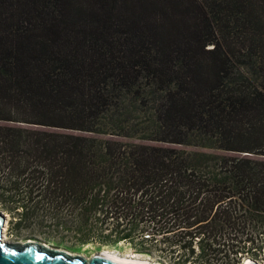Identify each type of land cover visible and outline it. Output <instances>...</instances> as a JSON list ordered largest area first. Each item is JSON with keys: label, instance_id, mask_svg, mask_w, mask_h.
I'll return each mask as SVG.
<instances>
[{"label": "trees", "instance_id": "obj_1", "mask_svg": "<svg viewBox=\"0 0 264 264\" xmlns=\"http://www.w3.org/2000/svg\"><path fill=\"white\" fill-rule=\"evenodd\" d=\"M0 211L161 264L257 260L264 0H0Z\"/></svg>", "mask_w": 264, "mask_h": 264}, {"label": "rangeland", "instance_id": "obj_2", "mask_svg": "<svg viewBox=\"0 0 264 264\" xmlns=\"http://www.w3.org/2000/svg\"><path fill=\"white\" fill-rule=\"evenodd\" d=\"M2 213L4 215H7L3 227V232H4L3 234L5 241L8 243H22L27 240H35L42 243H48L54 246L55 244L50 243L49 241L55 240L56 244L60 246L59 249L66 250L71 254H80L87 258H90L91 256L99 253L102 254L112 253L116 257H122V258L124 257L131 258V256L132 257L135 256L137 261H140L141 263L144 264H161L160 262H155V260L150 259L149 257L146 258L143 257L142 255L134 254L132 250H128V246H126L125 243L118 244V247L122 248L119 251L110 250L111 248H108V246L102 244L98 240L81 245L76 240V237L74 235V226L71 223H69L68 219L66 220L67 226L70 224L73 229L57 231L56 229L57 220L55 219L50 220L49 218L46 217V213L45 214L43 213V215L37 216L36 218H33L30 222L27 221L25 224L23 223L21 228L14 229V226L12 225L14 224L13 223L14 221L12 220L15 219H13V217L9 214H6L4 212ZM67 216L71 217L70 215ZM99 247L100 250L96 251L97 248ZM76 248H80V250L77 251L78 249ZM262 257H263V252L260 255V257L256 260L258 264H262ZM247 259L248 258H244L242 264H244ZM164 263L167 264V262Z\"/></svg>", "mask_w": 264, "mask_h": 264}, {"label": "water", "instance_id": "obj_3", "mask_svg": "<svg viewBox=\"0 0 264 264\" xmlns=\"http://www.w3.org/2000/svg\"><path fill=\"white\" fill-rule=\"evenodd\" d=\"M6 215L0 212V264H121L106 258L102 253L87 258L80 254L59 249L48 243L27 240L22 243H8L3 240V227ZM142 264V263H126ZM244 264H258L256 260L247 259ZM264 264V252L262 257Z\"/></svg>", "mask_w": 264, "mask_h": 264}, {"label": "bare ground", "instance_id": "obj_4", "mask_svg": "<svg viewBox=\"0 0 264 264\" xmlns=\"http://www.w3.org/2000/svg\"><path fill=\"white\" fill-rule=\"evenodd\" d=\"M3 240L5 241L4 234H3ZM102 255L105 256L106 258H109V259H112V260H116L117 262H119L121 264L134 263V262L135 263H141L140 261H137L136 260L135 256L134 257L131 256V258L130 257H124V258H122V257H116L112 253H103ZM142 264H144V263H142Z\"/></svg>", "mask_w": 264, "mask_h": 264}]
</instances>
